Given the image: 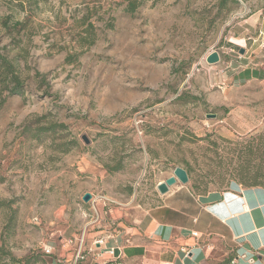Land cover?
<instances>
[{
  "label": "rangeland",
  "instance_id": "374dc122",
  "mask_svg": "<svg viewBox=\"0 0 264 264\" xmlns=\"http://www.w3.org/2000/svg\"><path fill=\"white\" fill-rule=\"evenodd\" d=\"M138 2L128 14L121 0H0V50L30 77L0 107V264L49 263L43 245L134 228L177 193L264 183V124L227 116L264 111V85L219 89L204 61L264 0ZM175 167L188 183L160 195Z\"/></svg>",
  "mask_w": 264,
  "mask_h": 264
},
{
  "label": "crops",
  "instance_id": "0c3cea01",
  "mask_svg": "<svg viewBox=\"0 0 264 264\" xmlns=\"http://www.w3.org/2000/svg\"><path fill=\"white\" fill-rule=\"evenodd\" d=\"M229 35L225 51L217 50L220 63L207 66L213 81L219 89L226 84L264 85V12L237 22ZM259 107L244 113L229 110L227 116L234 120L243 116L241 125L257 118L262 125L264 111ZM191 233H197L198 239ZM105 239L106 247L122 248L126 264H264V188L232 182L196 198L177 193L136 227Z\"/></svg>",
  "mask_w": 264,
  "mask_h": 264
},
{
  "label": "built area",
  "instance_id": "2783aa9c",
  "mask_svg": "<svg viewBox=\"0 0 264 264\" xmlns=\"http://www.w3.org/2000/svg\"><path fill=\"white\" fill-rule=\"evenodd\" d=\"M139 134L141 135L140 132ZM96 201V198L91 195L89 204L94 206ZM85 233V229H83L77 237H72L69 240L61 238L58 244L62 248L58 254H55V248L51 245H43L41 247L43 257L51 259L46 264H126L121 247H106L105 238H98L90 244H86ZM191 236L198 239L197 233H191ZM65 247L68 248L65 249ZM241 258H244V255ZM248 261L253 262L252 259ZM230 264H234V262L231 261Z\"/></svg>",
  "mask_w": 264,
  "mask_h": 264
},
{
  "label": "trees",
  "instance_id": "16d2710c",
  "mask_svg": "<svg viewBox=\"0 0 264 264\" xmlns=\"http://www.w3.org/2000/svg\"><path fill=\"white\" fill-rule=\"evenodd\" d=\"M124 4V11L128 14H133L140 6V2L138 0H121ZM222 6V4H221ZM220 6V7H221ZM9 17H7L4 21H1V25L4 29H8ZM23 23L15 22L14 29H17L19 26H22ZM92 25L89 26L88 29L85 30L86 36L82 39L83 42L88 41L91 46L94 43V34L91 31ZM234 46L232 45V48ZM21 54H17L12 60L9 59L5 54L0 50V107L4 104L5 98H12L16 96L23 97L26 93V82L30 80V77H26L25 80L22 78L21 68L19 66L18 60L25 61V57H21ZM37 78H41V80L36 83L37 90H42V88L47 86L48 84L45 81V77L40 75L39 73H35L33 75V80L36 82ZM48 93L44 92L43 95L47 96ZM4 95L6 97L2 98ZM182 96H178L176 100H181ZM238 183V182H237ZM242 185L241 183H238ZM244 187H262L264 188V183L253 180L251 183H243ZM228 187V186H227ZM1 205V203H0ZM13 264H28V263H19L14 262Z\"/></svg>",
  "mask_w": 264,
  "mask_h": 264
},
{
  "label": "water",
  "instance_id": "95a60500",
  "mask_svg": "<svg viewBox=\"0 0 264 264\" xmlns=\"http://www.w3.org/2000/svg\"><path fill=\"white\" fill-rule=\"evenodd\" d=\"M239 53L243 54V50L240 49ZM204 61L205 64L209 67L217 66L220 63L219 52L217 50H213L205 57ZM207 117L215 118L216 115L211 114V115H207ZM80 140L83 142L85 146H88L91 143V141L86 135H81ZM188 181L189 179L186 171L180 167H175L172 172V176L166 179L165 181L159 183L156 186V190L160 195H165L169 192V188L175 185L177 182L180 183L181 185H185L188 183ZM90 199H91V194L89 193H85L81 198L83 203H88Z\"/></svg>",
  "mask_w": 264,
  "mask_h": 264
}]
</instances>
